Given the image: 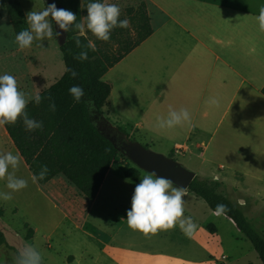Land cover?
Returning <instances> with one entry per match:
<instances>
[{
    "label": "crops",
    "instance_id": "obj_1",
    "mask_svg": "<svg viewBox=\"0 0 264 264\" xmlns=\"http://www.w3.org/2000/svg\"><path fill=\"white\" fill-rule=\"evenodd\" d=\"M140 2L152 32L101 76L110 85L103 117L129 136L169 146L200 179L231 180L238 191L263 200L264 0ZM34 77L17 83L26 97L61 76L50 84ZM211 99L218 105L209 104ZM181 108L188 110V121L172 129L156 127L157 116ZM0 136L32 179L3 124ZM103 181L93 201L81 197L93 203Z\"/></svg>",
    "mask_w": 264,
    "mask_h": 264
},
{
    "label": "rangeland",
    "instance_id": "obj_2",
    "mask_svg": "<svg viewBox=\"0 0 264 264\" xmlns=\"http://www.w3.org/2000/svg\"><path fill=\"white\" fill-rule=\"evenodd\" d=\"M17 1L26 23L29 11L48 6L45 0ZM140 1L107 0L120 7V19H128ZM149 12L153 14L151 5ZM82 24L86 25L85 18ZM123 30L135 37L132 23ZM83 36L100 43L86 26ZM110 48L117 49L115 45ZM63 71L56 38L34 40L31 47L20 49L7 14L0 7V74L13 75L17 83L25 76L38 75L50 84ZM130 138L190 170L183 164L182 156L173 154L169 146L140 140L136 134ZM8 152L17 155L9 141L0 136V154ZM133 167L136 168L125 158L123 165L110 169L99 195L89 203L61 175L38 187L19 160L18 167L9 171L25 179L27 186L12 192L6 187V179H0V192H11V199H0V230L7 244L0 248V264H16L19 251L28 244L41 252L43 264H261L249 241L232 221L212 212L202 199L188 191L184 196V215L192 217L198 225L192 235H186L178 224L147 235L128 227L126 210L134 187L149 174L139 170L137 181L124 178L125 169ZM195 177L199 178L197 174ZM210 179L221 183L227 199L239 205L248 223L264 234V199L257 200L238 191L231 180L225 183L219 178Z\"/></svg>",
    "mask_w": 264,
    "mask_h": 264
},
{
    "label": "trees",
    "instance_id": "obj_3",
    "mask_svg": "<svg viewBox=\"0 0 264 264\" xmlns=\"http://www.w3.org/2000/svg\"><path fill=\"white\" fill-rule=\"evenodd\" d=\"M45 1L47 4L55 2L57 7L71 10L77 15L74 23L81 24L86 17L89 3V0ZM0 7L7 14L14 37L21 30L28 29L17 0H0ZM128 20L133 25L134 38L123 28L116 27L111 31L109 41L95 42V51L87 49L89 40L81 35L79 29L70 27L65 32L66 42L58 47L64 65L63 74L39 93L42 97L39 105L29 102L26 106L30 117L43 122V128L29 131L19 118L15 123L3 124L32 176L40 171L41 166H47L48 172L44 179L35 180L39 185H44L61 174L88 201H93L107 171L123 165L125 159L99 132L97 125L106 126L114 135L140 145L123 129L111 126L101 112L110 93V85L102 82L101 76L152 32L143 2L139 3ZM77 39L80 40L81 47H77ZM113 45L116 50L110 48ZM82 50L88 52V58L83 61L78 59ZM65 67L73 69L77 73L76 77L73 78L66 72ZM72 85H79L84 89L85 95L79 103L74 102L68 92ZM49 97L56 104L55 111L48 107ZM123 176L137 181L139 170L134 167L126 168ZM186 191L202 199L214 213L218 204L225 205L226 211L221 215L232 221L236 229L249 241L261 264H264V234L248 223L239 205L227 199L220 182L195 177ZM3 246L7 247V244L0 230V248Z\"/></svg>",
    "mask_w": 264,
    "mask_h": 264
},
{
    "label": "clouds",
    "instance_id": "obj_4",
    "mask_svg": "<svg viewBox=\"0 0 264 264\" xmlns=\"http://www.w3.org/2000/svg\"><path fill=\"white\" fill-rule=\"evenodd\" d=\"M86 25L74 23L77 15L69 9L57 8L56 3H50L40 11H29L26 14L28 29L21 30L15 36L20 49L29 48L34 40H46L56 38L61 33L53 30L54 21L59 29L67 32L70 27L80 30L81 35L85 33V26L98 40L109 41L111 31L116 27L127 28L128 19H120L121 9L115 3L107 0H89L87 4ZM261 27L264 28V16L261 18ZM77 47H81L80 40L75 41ZM87 49L96 50L92 41L87 44ZM88 52L82 50L78 59L86 60ZM65 71L75 78L77 73L68 67ZM74 102L79 103L84 97V89L79 85H72L68 89ZM49 109L56 110V104L49 97ZM42 97L37 92L32 96L26 95L18 90L16 78L8 73L0 74V124L15 123L19 118L29 131L42 129L43 122L30 117L26 111L29 102L39 105ZM211 105H218L219 101L211 99ZM190 119L187 109L169 110L164 117H156V127L159 129H172ZM19 165V157L11 152L0 154V179H6V187L12 192L19 191L27 186V181L16 177L9 169H16ZM48 172L46 165L41 166L40 171L34 174L32 179H44ZM184 188L174 186L173 182L166 178L157 176L151 172L144 175L135 185L130 199V207L126 210L128 227L145 235L155 234L158 230H168L179 225L186 234L192 235L198 225L192 217L184 215ZM0 199H11V192H0ZM226 211V206L218 204L216 214L220 215ZM16 264H43L41 252L31 244L26 245L18 253Z\"/></svg>",
    "mask_w": 264,
    "mask_h": 264
},
{
    "label": "water",
    "instance_id": "obj_5",
    "mask_svg": "<svg viewBox=\"0 0 264 264\" xmlns=\"http://www.w3.org/2000/svg\"><path fill=\"white\" fill-rule=\"evenodd\" d=\"M52 24L54 30L61 33V35L56 37L57 45L60 47L66 42V33L59 29L54 21H52ZM105 128L106 127H100L97 129L111 142L113 147L132 162L138 170L147 173L153 172L157 176L166 177L173 182L174 186L184 188L185 191L194 180L195 173L186 169L176 161L164 157L163 155L153 153L142 148L140 145L130 143L125 137L122 141H118L116 138L112 137L110 131Z\"/></svg>",
    "mask_w": 264,
    "mask_h": 264
},
{
    "label": "flooded vegetation",
    "instance_id": "obj_6",
    "mask_svg": "<svg viewBox=\"0 0 264 264\" xmlns=\"http://www.w3.org/2000/svg\"><path fill=\"white\" fill-rule=\"evenodd\" d=\"M106 129V128H105ZM110 131V130H109ZM111 136L116 138L118 141H122L124 137H121V136H116L114 135L112 132H110ZM128 140V139H127Z\"/></svg>",
    "mask_w": 264,
    "mask_h": 264
}]
</instances>
